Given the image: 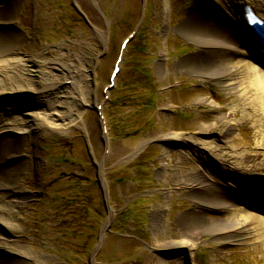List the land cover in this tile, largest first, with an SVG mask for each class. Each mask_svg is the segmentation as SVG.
<instances>
[{
    "label": "rangeland",
    "instance_id": "1",
    "mask_svg": "<svg viewBox=\"0 0 264 264\" xmlns=\"http://www.w3.org/2000/svg\"><path fill=\"white\" fill-rule=\"evenodd\" d=\"M17 1L6 16L24 42L15 53L1 56L6 63L0 67L7 70L9 64L14 68V60L34 59L44 66L46 78L67 89L73 83L77 91L69 90L60 115L20 145L26 166L13 183L7 182L9 188L16 186L14 192L0 198V216L14 233L9 236L0 224V242L13 239L28 257L22 264H157L151 258L165 264H262L264 253L252 238L219 247L204 234L195 247L180 253L156 250L163 234L180 239V220L193 212L192 199L171 174L202 169V161L184 154L180 140L164 139L206 137L199 132L215 121L211 106L226 114L236 100L176 68L198 52L195 42L178 31L196 0ZM134 32L116 86L109 89L121 43ZM137 44L141 51L132 49ZM23 113L11 116L22 122ZM260 129L250 118L243 130L229 136L230 143L254 148ZM225 131L220 122L212 136L221 142ZM142 143L143 151L135 155ZM209 171L223 177L216 162ZM230 181L241 187L236 176ZM231 193L248 201L252 211L264 210L260 192V198ZM155 210L162 211L158 230ZM204 219L221 223L222 214L207 210ZM14 260L13 254L0 256L5 264Z\"/></svg>",
    "mask_w": 264,
    "mask_h": 264
},
{
    "label": "bare ground",
    "instance_id": "2",
    "mask_svg": "<svg viewBox=\"0 0 264 264\" xmlns=\"http://www.w3.org/2000/svg\"><path fill=\"white\" fill-rule=\"evenodd\" d=\"M8 2H0V26L7 25L12 30L3 31L0 28V58L7 53H15L24 42L23 36L14 28L15 23L6 16L7 8L15 9L18 1ZM246 7L253 9L264 20V0H196L192 11L186 14L178 26L182 35L195 42L198 52L195 57L178 63L177 70L200 76L205 83L235 95L236 100L226 114L211 106L216 113L215 121L202 126L199 132L206 137L175 135L164 139L180 140L184 154L202 161V169L192 175L171 174L177 177L178 185L186 189L192 199L193 212L180 220V229L183 230L180 239L177 241L173 234L172 237L163 234L162 239L159 236L163 244L157 246L156 250L167 249L180 253L195 247L200 237L208 234L219 247L252 238L256 249L264 253V210L260 206L252 211L253 206L248 201L233 197L231 193L233 190L244 196L264 193V61L257 58L261 64L254 62L256 56L251 49L252 44L238 30V27H242L251 32L245 19ZM22 61L14 60V68L9 64L11 67L8 66L7 70L2 68L6 62L0 61V198L10 191L14 192L16 186L9 188L7 182L11 180L10 183H13L26 166V161L20 160V145L29 134L42 130L54 116L60 115L59 108H63L70 99L69 90L77 91L73 83L67 89L61 81L46 78L44 66L36 60ZM16 65L20 69H16ZM199 102L206 103V100L201 99ZM35 107H42V111L38 112L39 109ZM17 110L24 111L22 122L11 116ZM238 115L241 116L237 119ZM231 118L232 122L229 120ZM250 118L261 127L255 147L241 149L233 146L229 136L238 128L243 130ZM220 122L224 123L226 131L222 141L218 142L213 138L212 130ZM191 142L194 146H191ZM145 145L142 143L135 155L143 151ZM215 162L223 177L209 171L210 165ZM99 171L101 175L102 165H99ZM232 176L241 180V187L230 181ZM207 210L219 211L222 222L206 221L204 214ZM161 215L162 211L159 210L153 213L157 230ZM0 224L9 236L14 233L1 216ZM172 238L176 241L166 242ZM12 240L7 237L0 242V256L13 254L18 260L10 263L22 264L28 257ZM262 261L264 264V259ZM151 262L165 264L153 258Z\"/></svg>",
    "mask_w": 264,
    "mask_h": 264
},
{
    "label": "trees",
    "instance_id": "3",
    "mask_svg": "<svg viewBox=\"0 0 264 264\" xmlns=\"http://www.w3.org/2000/svg\"><path fill=\"white\" fill-rule=\"evenodd\" d=\"M138 45H139V44L134 45V46L132 47V49H133L134 51H140Z\"/></svg>",
    "mask_w": 264,
    "mask_h": 264
}]
</instances>
